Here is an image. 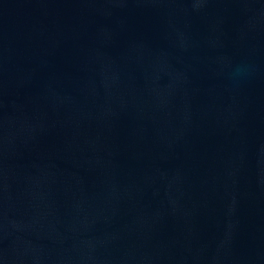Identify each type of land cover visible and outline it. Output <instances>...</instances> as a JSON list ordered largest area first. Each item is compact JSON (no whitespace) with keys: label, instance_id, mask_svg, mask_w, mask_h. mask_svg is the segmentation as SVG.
I'll use <instances>...</instances> for the list:
<instances>
[{"label":"water","instance_id":"obj_1","mask_svg":"<svg viewBox=\"0 0 264 264\" xmlns=\"http://www.w3.org/2000/svg\"><path fill=\"white\" fill-rule=\"evenodd\" d=\"M0 264H264V0H0Z\"/></svg>","mask_w":264,"mask_h":264}]
</instances>
